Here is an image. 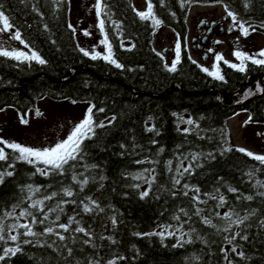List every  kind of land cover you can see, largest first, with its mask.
Masks as SVG:
<instances>
[{
  "label": "trees",
  "instance_id": "trees-1",
  "mask_svg": "<svg viewBox=\"0 0 264 264\" xmlns=\"http://www.w3.org/2000/svg\"><path fill=\"white\" fill-rule=\"evenodd\" d=\"M107 2L111 20L120 27L106 20L105 31L123 68L103 59L92 60L79 51L77 33L69 27L70 0H0L28 47L47 61L40 65L0 57V109L12 107L24 116L43 98L87 102L95 105L93 119L106 125L84 142L83 158L71 162L72 167L66 165L63 175H41L37 169L44 168L43 164L15 160L12 150L0 143L8 156L0 160V173L13 172L0 184V221L7 226L31 219L8 218L5 214L13 206H17L15 215L28 208L39 221L43 214L30 207L32 201L56 192V197L44 202L45 212L55 209L60 201L69 203L62 204L63 211L49 213L44 224L37 222L33 231L43 232L56 215L60 216L56 223L65 224L75 217L79 226L94 234L96 245L93 248L81 243L84 237L80 233H64L74 235L75 243L49 235L35 239L22 236L21 241L33 243H21L23 251L0 264H88L89 259L99 264L110 260L116 264H264V195L259 194L264 187L257 184L264 182V164L236 150L241 147L234 143L228 125L239 112L247 113L248 119L251 116L252 123L264 124V93L244 99L249 89L255 92L258 84L264 87V67L248 62V71L242 73L221 61L225 81H219L202 71L186 46L192 6L227 4L239 19L264 34V0H251L248 7L247 0H223L222 4L192 0L183 6L181 0H152L156 17L163 21L158 28L139 18L133 0ZM161 27L173 30L180 39V63L175 72L168 71L166 65H170L154 45ZM100 108L104 111H98ZM189 119L194 123H186ZM153 126V131L147 130ZM227 148L232 151H225ZM194 154H199L197 160H192ZM189 164L191 171L183 172ZM139 174L144 179H133ZM73 175L80 180L88 178L83 190ZM153 176L149 196L142 199L140 193L148 189L147 181ZM176 179L180 184H174ZM137 184L139 188L134 187ZM29 185L39 191L33 195ZM65 188L74 195H63ZM194 188L199 189L198 194ZM196 195L204 203L195 201ZM247 196L253 199L247 200ZM88 197L104 211L84 212L80 202L90 203ZM197 208L201 209L198 215ZM230 211L239 217L249 215V219L225 232L227 221L222 217ZM176 216L179 220L174 219ZM204 218L216 227L205 224ZM76 226L72 224V228ZM170 231L175 235H168ZM159 232L164 236L145 235ZM236 232L248 239L237 236L229 244L225 237L231 238ZM65 244L73 249L71 256ZM0 246L14 247L15 243L0 242ZM233 246L237 252L243 251L244 257L232 252Z\"/></svg>",
  "mask_w": 264,
  "mask_h": 264
},
{
  "label": "snow or ice",
  "instance_id": "snow-or-ice-1",
  "mask_svg": "<svg viewBox=\"0 0 264 264\" xmlns=\"http://www.w3.org/2000/svg\"><path fill=\"white\" fill-rule=\"evenodd\" d=\"M61 0H56V3H60ZM162 2V0H161ZM185 2L191 3L192 0H181V5L183 6ZM217 4H222L223 0H214ZM251 0H247L245 3V7H248ZM147 7L146 10L140 11L137 9H134V11L137 12V15L141 20L145 21H151L153 26L155 28H158L160 25L163 24V21L158 19L156 17V14L154 12V4L152 3V0H146ZM226 11L227 17L231 18L232 25L229 28V31L239 30L241 33V36H238L237 43L243 38H247L249 35L257 31V27L253 24H250L246 21H243L239 19L236 12L229 9V6L227 4L223 5ZM95 10L96 15L99 18L98 19V27L99 30L104 34V38L99 41L101 45L107 46V52L101 53L99 51L95 50H87L83 47L79 48V51L83 53L84 56L90 57L92 60H98L103 59L104 61H107L117 68H123V65L120 64L114 57V53L112 51V45L108 40V34L105 31V24L106 20L110 22L114 27L119 28L120 25L116 22L111 20V9L108 5L107 0H97L95 4ZM38 10V9H37ZM174 15V14H173ZM45 27H47L45 25ZM70 28H72V25H69ZM261 27H264L262 25ZM14 30V31H13ZM73 32L75 33V28H73ZM9 33L10 39L13 41H19L22 44H25V47H28V45L25 43V41L22 39V34L18 27L15 26V24L12 22L10 15L6 14V10L4 9L3 5L0 4V34ZM85 36L90 35L88 31H84L83 33ZM217 44L222 43V41H216ZM132 47H135V45H132ZM209 52H214V49H208ZM175 52L176 57L171 63L170 66L166 65L168 71L175 72L177 71V65L180 63V53H181V43L178 40L175 45ZM158 55H160L158 53ZM233 56L239 61V63H231L227 59L224 58L223 54L221 53H215V62L212 66V70H210L207 67H202V71L207 73L209 76L213 77L216 80L219 81H225L224 75L221 74L220 69V62L222 61L225 65H228L229 67L239 71V72H247L248 71V62H250L252 65H257L260 67H264V49H261L259 52L254 54H249L245 51L240 50L239 48L234 49ZM0 57H8L18 62H32L35 61L40 65H44L47 63V61L35 50L29 52H26L24 50L5 47V44L3 41H0ZM190 58V57H189ZM193 63H196V61H192ZM257 92L264 93V87H260L259 84L257 85V89L254 92L253 90L249 89L248 92L245 94L244 99H247L249 95H256ZM75 103V101H73ZM95 108V105H90L87 109L85 118L78 124L74 125V127L71 129V131L68 133L67 137L59 140L51 147H44V148H34L31 146H26L20 143L16 142H8L7 140L0 139V143H3L8 149H11L14 156L13 158L15 160H20L27 162L28 164H43L44 168H38L37 171L44 176H47L52 173H56L59 175H63L65 172V166L72 167L74 165L71 164V162L78 161L83 158V152H84V142L86 140H91L96 135V129L97 128H104L106 125L101 121L97 123L93 119V109ZM0 111H3V109H0ZM98 111L103 112L104 109L100 108ZM36 115H42V113L39 112L37 109ZM151 119V118H149ZM115 120V117L112 118V120H109V124H111ZM252 121V117L249 116L248 121H245V124H248ZM21 122L23 124H28V120L21 116ZM188 124H193L194 121L189 119L186 121ZM148 131H153V128L147 129ZM185 132L189 131L188 129H184ZM158 134V133H157ZM257 135H264V133H257ZM153 143H156L153 141ZM123 147V145H121ZM237 151L244 153L246 156L254 159L255 161H259L261 164H264V154H254L248 149H245L243 147L236 149ZM225 151H232V148H227ZM223 154V153H222ZM8 156L5 153V149L0 147V160L7 159ZM199 158V154H194L192 156V160H197ZM214 158V157H213ZM137 163H142L141 161H137ZM171 162H169L170 164ZM92 167H96L93 165ZM192 169V165L189 164L187 168L183 169V172H190ZM145 172H148V169L144 170ZM179 171V169H177ZM182 175V173H181ZM251 176L252 173H249ZM13 176L12 171H7L0 173V184H3L5 181V177H11ZM133 179H144V176L142 174L133 176ZM155 179V177H152V180H148L147 183L149 185L148 189L140 193V197L143 199L145 197L149 196L150 190H151V184L152 181ZM73 180L76 181L80 187L81 190H83V187L88 183V178L85 177L82 180L78 179L75 175H73ZM174 184H180V180L176 179L174 180ZM257 184H259L260 187H264V182L257 181ZM134 187L139 188V185H134ZM185 188H188V185H184ZM27 189L30 193L33 195L39 191V188L33 189L31 185L27 186ZM197 194L199 193L198 188L193 189ZM63 195L67 197H72L74 195V192L70 188H65L62 190ZM229 191L236 192L237 189L230 188ZM185 196H187V192L185 191L183 193ZM260 195H264V192L259 193ZM58 193L53 192L50 195H47L43 197V199L34 200L32 201L30 207L37 209L38 212L43 214L42 219L37 221L36 216L28 210V208H24L20 211L19 215H15V208L17 206H13L12 211L7 212L5 215L8 218H12L16 221H19L21 218H27L31 217V219L28 222L25 223H13L11 225H5L2 221H0V242L8 243L9 241L14 242L15 246H9V247H2L0 246V262L5 261L9 257H14L18 253H21L23 251V248L21 247V243L23 244H31L33 243V240L24 239L21 241V237H33L38 238L43 235H49V236H55L59 241L63 242L65 240H72L73 243L76 242V237L74 233H80L83 234L84 239L81 240V243L85 245H90L93 248L96 247V245L93 243V233L86 229L85 227L79 226V221L76 220L75 217H70L69 222L67 224L65 223H56V221H59L60 216L56 215L55 221H53L49 226L45 227L43 232L38 233L33 231V226L39 222L40 224H44L45 221L49 218V213L54 211H63L62 204L69 203V201H60L57 203L56 208H48L47 212H45V206L44 202L46 200H52L54 197H56ZM173 196L176 195L175 192L172 193ZM247 200H252V196L245 197ZM29 199H31V196H29ZM193 199L197 202L204 203V201H200L199 195H196L193 197ZM212 199H216V197H212ZM88 200L90 203H85L84 201H81V205L83 207V211L86 213H93V212H103L104 209L100 207V205L95 201L92 200L91 197H88ZM220 205H223L225 203L224 197H219ZM71 203H75V201H71ZM181 212L184 213L185 216H187V212L184 211V209H180ZM201 209L197 208L196 214L198 215ZM254 214V213H253ZM217 216L220 215V213H216ZM236 216V219H233L232 217ZM174 219L179 220V216L174 217ZM222 219L227 221V227H225L223 230L225 232H228L231 230L232 225H242L246 220L249 219V215H245L243 217H239L237 213L230 211L224 213ZM112 224H116V218L113 216L111 218ZM75 223L77 226L75 228H72V224ZM204 223L212 225V221L210 219L204 218ZM264 223V222H262ZM212 227H216V225H212ZM7 229V230H6ZM18 229H23V232L18 231ZM63 230V231H59ZM15 232V234H13ZM64 233H71L69 236H65ZM168 235H175L174 232H168ZM145 235H159L161 237L164 236V232L159 233H148ZM239 236L242 240H247L248 236L241 235L240 232L234 233L231 238L225 237L227 239L229 244H232L233 241L236 239V237ZM101 239H104L105 237H100ZM184 234L181 233L180 239L183 240ZM107 239L111 240V237H107ZM115 243V241H112ZM186 242H191L186 241ZM55 243V242H54ZM64 248H66L67 253L69 256L72 255L73 249L71 247H68L66 244L63 245ZM227 251V250H224ZM232 252L236 253L240 257H244V252L240 251L237 252V246H233L231 249ZM227 259V256L225 257ZM117 259H123V257H118ZM88 264H99L98 260L89 259ZM107 264H116L115 260H110L107 262ZM231 264V262H229Z\"/></svg>",
  "mask_w": 264,
  "mask_h": 264
},
{
  "label": "rangeland",
  "instance_id": "rangeland-1",
  "mask_svg": "<svg viewBox=\"0 0 264 264\" xmlns=\"http://www.w3.org/2000/svg\"><path fill=\"white\" fill-rule=\"evenodd\" d=\"M96 2L97 0H70V22L75 28L81 47L106 53L107 46L99 43L104 38V34L98 27L99 18L94 7ZM133 2L140 11L146 10V0H133ZM212 15L222 20H225L227 16L224 6L221 5H194L188 14L187 50L193 59L202 64V67L212 70L215 53L223 54L224 58L231 63H239L233 56L234 49L239 48L249 54L264 49V34L258 31L247 38L241 37L237 43L236 38L241 36V33L239 30L229 32L232 25L230 19L224 25V32L213 36L214 52H209L206 47L199 49L202 41H194V36H204L205 29L200 27V23ZM84 31H88L90 35L85 36ZM178 40L180 41L178 35L167 27H161L155 36L154 45L169 65L176 57L175 45ZM218 40L222 43L217 44ZM0 41H3L5 47L9 49L16 48L29 53L32 51L29 47H25V44L11 40L9 33L0 34ZM205 54L207 56H204ZM89 106L87 102L73 103L71 100L43 98L24 116L16 109L8 107L0 111V139L34 148L51 147L59 140L66 138L74 125L85 118ZM37 109L42 115H36ZM21 116L29 121L28 124L21 122ZM245 121H248L245 112L237 114L229 121L228 125L234 143L253 153L264 154V135H257V133H264V124L252 122L245 124Z\"/></svg>",
  "mask_w": 264,
  "mask_h": 264
},
{
  "label": "flooded vegetation",
  "instance_id": "flooded-vegetation-1",
  "mask_svg": "<svg viewBox=\"0 0 264 264\" xmlns=\"http://www.w3.org/2000/svg\"><path fill=\"white\" fill-rule=\"evenodd\" d=\"M229 19L231 20V18L226 16L225 20H222L220 18H215V16L212 15L209 19L202 21L200 23V27H202V29H205L204 36L202 37L200 35L194 36V41H198V40L202 41V43H200L199 45V49H204V47H206L207 49L210 48L213 49V45L215 44V40L213 39L214 34H220V32L223 33L224 25L226 21H228ZM204 56H207V54H205ZM197 63L202 66L200 62L197 61Z\"/></svg>",
  "mask_w": 264,
  "mask_h": 264
}]
</instances>
